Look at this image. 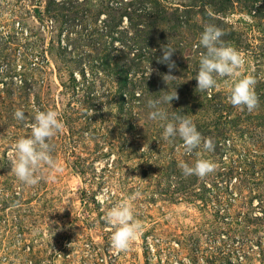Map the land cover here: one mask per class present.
<instances>
[{
    "label": "rangeland",
    "instance_id": "obj_1",
    "mask_svg": "<svg viewBox=\"0 0 264 264\" xmlns=\"http://www.w3.org/2000/svg\"><path fill=\"white\" fill-rule=\"evenodd\" d=\"M0 264H264V0H0Z\"/></svg>",
    "mask_w": 264,
    "mask_h": 264
},
{
    "label": "trees",
    "instance_id": "obj_2",
    "mask_svg": "<svg viewBox=\"0 0 264 264\" xmlns=\"http://www.w3.org/2000/svg\"><path fill=\"white\" fill-rule=\"evenodd\" d=\"M153 12H155V11H153V10H149V11H145V12H143V15L145 16V18L147 17V16H149V17H153ZM154 20V19H153ZM150 22H152V28H151V31H152V33L154 32V30H155V28L153 27V21H150ZM150 27V26H149ZM149 37H152V35H148ZM99 59H100V61H104L103 63H104V65H106L107 66V64H108V61H107V59L105 58V56H102V57H99ZM119 78L122 80V82L124 83V86H123V89L128 93V94H131L132 96H133V100H137L138 101V99L139 98H141V96L142 95H144V94H148L149 93V91L151 90V87H150V85L145 81V78H143V77H141V78H139L137 81H138V83H134L132 86H128L127 88H126V84H127V80H126V77H124L123 76V74H121V73H119ZM131 84H132V82H131ZM130 84V85H131ZM123 89H121V90H123ZM136 89H139V93H138V95H134V92H135V90ZM119 92V91H118ZM122 92V91H121ZM124 92V91H123ZM211 92H207V95H211L210 94ZM122 96V95H121ZM120 96V98L121 99H123L122 97ZM133 105H135V103H131V105L130 106H133ZM129 107V106H128ZM213 144L214 145H216L217 146V141L216 140H214L213 141Z\"/></svg>",
    "mask_w": 264,
    "mask_h": 264
}]
</instances>
